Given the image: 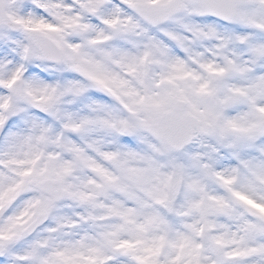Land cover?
<instances>
[{"label":"snow or ice","instance_id":"6c2138e0","mask_svg":"<svg viewBox=\"0 0 264 264\" xmlns=\"http://www.w3.org/2000/svg\"><path fill=\"white\" fill-rule=\"evenodd\" d=\"M0 264H264V0H0Z\"/></svg>","mask_w":264,"mask_h":264}]
</instances>
